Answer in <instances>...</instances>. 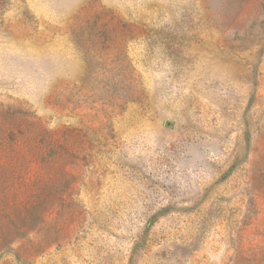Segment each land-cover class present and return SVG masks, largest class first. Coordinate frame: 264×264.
<instances>
[{
  "label": "rangeland",
  "instance_id": "1",
  "mask_svg": "<svg viewBox=\"0 0 264 264\" xmlns=\"http://www.w3.org/2000/svg\"><path fill=\"white\" fill-rule=\"evenodd\" d=\"M0 264H264V0H0Z\"/></svg>",
  "mask_w": 264,
  "mask_h": 264
}]
</instances>
